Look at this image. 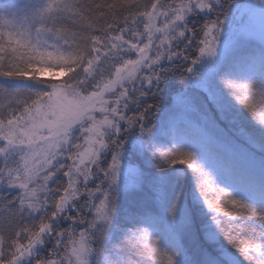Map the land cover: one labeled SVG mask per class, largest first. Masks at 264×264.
I'll list each match as a JSON object with an SVG mask.
<instances>
[{"label": "snow or ice", "instance_id": "1", "mask_svg": "<svg viewBox=\"0 0 264 264\" xmlns=\"http://www.w3.org/2000/svg\"><path fill=\"white\" fill-rule=\"evenodd\" d=\"M236 3L41 0L14 10L0 9V78H66L78 70L77 65H91L93 58L98 64L109 60L118 68L128 69V78L99 118L89 113L96 107L95 101L77 100L63 87L52 85L51 91L43 93L51 102L43 105L37 100L32 106L25 102L20 89L0 87V264H24V259L33 257L49 239L54 240L50 254L37 256L32 264H91L86 258L106 253L116 200L111 185L119 179L126 143L122 134L138 128L146 138L150 136L155 126L150 114L158 108L156 97L173 76L197 81L202 89L207 110L187 95L183 108L186 113L199 114L197 140L217 170L235 175L246 156L264 153V135L258 137L239 123L225 99V94L230 95L264 131V89L226 73L217 74L216 83L205 81L197 67L203 58L215 60L218 56L225 22ZM255 3L264 10V0ZM201 14L202 22L190 23L191 16ZM241 39L236 37L237 44ZM82 49L89 52L88 57L81 54ZM259 63L264 66V58ZM116 76L120 79L119 71ZM104 87L116 88V81L110 80ZM85 113L89 118L79 137L83 143H74L60 159L63 167L48 178L53 169L41 171L37 149L45 154L54 152L62 134L84 120ZM106 150L113 153L111 163L101 167ZM154 155L161 171L177 163L193 170L200 196L211 213L214 227L205 226L201 231L192 217L183 225L200 246L194 264H242L236 254L220 245L221 236L250 264H264V231L247 235L242 223L246 218L264 223V209L244 202L217 183L195 152L155 149ZM100 173V183L90 185ZM105 180L109 181L107 188ZM178 201L179 197L168 208L173 218ZM61 218L70 225L58 227ZM251 231L255 233V229ZM90 237L98 247L90 245ZM161 244L160 236L147 227H138L118 247L135 250L134 264H178L177 253ZM106 264H121V260L106 258Z\"/></svg>", "mask_w": 264, "mask_h": 264}, {"label": "rangeland", "instance_id": "2", "mask_svg": "<svg viewBox=\"0 0 264 264\" xmlns=\"http://www.w3.org/2000/svg\"><path fill=\"white\" fill-rule=\"evenodd\" d=\"M40 2L41 0H22L21 4H12L8 8L14 10L17 7H23L28 4H38ZM247 4L249 6V0H240V3L237 4L238 13L236 15V18L239 22H241L243 19V23L247 20L249 21V15L247 16V13H249ZM0 9L3 8L0 7ZM243 23H239L237 26H234L227 35L221 38L218 56L215 58V60L208 57L203 58L202 65L206 70V75L204 76V78H207L206 81H215V77L218 74L220 66L227 55L232 52V50L241 46V41L237 44L236 37L241 33L244 27L247 26ZM244 67L245 66L242 64L234 63L231 67L235 72L232 74V76H234L232 78L245 83L254 82L256 87L264 89V71L252 72L249 71V68L245 69L246 67ZM0 87H7L10 90L20 89L21 91H30L37 89L38 87H40V85L38 81L34 80H10L0 78ZM193 93L194 92H192L190 95L183 94L180 96V98H183L186 95L191 96L193 95ZM225 99L232 107V114H234V112L238 113L240 111H244L247 115L241 118L249 117V122L251 119L253 120V122H255L251 114H249L230 95L225 94ZM159 108L160 107L158 106V109H154V112L156 113V110L160 111ZM157 119V116L151 119L152 123L155 126L150 136L146 138L145 135H142L139 138H133L131 140L132 148L128 155L129 160L127 159V154L125 152H123L121 156L119 179L115 185H111V191L115 194L116 200L115 211L113 213V224L111 229L109 230V237L108 241L106 242V253L99 256L94 253V264H106V258L115 259L117 256L120 258L121 264H123V261L127 260V258L125 257V253L123 252V250L118 246L131 231L123 229L124 226H122V224L125 223L124 212L130 205L133 204H137L140 207L151 205L152 201L155 199H157L158 201H162L163 203V201L165 200L164 198L166 190L171 189V187L172 189H175L174 186L176 185L182 186L181 184H183V188L185 187V189L188 190L189 200L192 202V205L194 204V211L198 218L197 224L200 226V228L203 230L205 226L214 227V225H211V213L204 203L202 197L200 196L199 190L197 189V179L193 170L187 165L177 163L174 165H170V167L168 168H165V171H161L157 168L158 161L156 155H154L155 149H161V147L164 151H190L187 149V147L200 145L196 136L198 127L197 122L200 117L195 115L194 112L186 113L184 109H171L161 117V120ZM245 120L246 119H241L238 120V122L246 126L244 123ZM246 127L250 130H252L253 128L256 129V132L254 133L258 137L264 135V131L261 130L258 124L253 127L250 123H248V126ZM126 137L128 136H124V139H126ZM162 145H168L169 149H163ZM145 150L147 151L146 154ZM135 151L142 154L140 159H143V162H145L146 164V168L143 171L137 169V165L133 166L134 161L130 157V154H133L134 156ZM112 155L107 159L108 161H110V163ZM242 161H246V164L249 168L264 167V153L257 152L254 157L246 156ZM178 169H182V172H180V170ZM213 175L215 176L217 183L221 184L224 187H227L237 198L243 200L246 203L252 204L254 207L264 209L263 191L257 189L250 191L249 185L247 183L237 182L236 180H233L229 175L220 176L219 174L214 172ZM247 175L249 176V172ZM102 176L103 174L100 173L98 176L94 177L92 180H90V185L99 184ZM57 179L59 180L61 179V177L58 175ZM186 184H189V186H186ZM104 187H109V181H104ZM192 187L193 189H190ZM0 191H3V189H0ZM172 195V203L176 202L177 197H179V201L177 203L176 218H173L169 213L164 214L162 211H155L156 209L153 208L154 210L149 211L154 212L153 214H151L152 219H149L148 221V229L154 234L160 236L161 242H163V240L166 238H169L170 240L172 239L173 242L176 243L175 247H173L172 249L177 253V261L181 262L183 255L186 252V247L189 248L190 246H192L190 244L188 245L186 242L184 243L183 241L184 235H189V233L185 232L183 229V225L189 218V211L187 202L183 199L185 192L178 193V191L176 190ZM88 214L91 215V213ZM155 219L160 221L163 224V227L166 228V230L160 232L159 228L161 229V227H157L156 224H154ZM70 223L71 222L67 219L61 218L57 222V226L68 227ZM131 229L133 230L134 228ZM223 239L224 238L221 236L220 245H223ZM53 244V239L45 241L44 244L40 245L36 249V254L34 253L33 257H26L24 259V263L28 261L27 264H32L33 260L37 256H40L38 252L47 251L46 255L50 254V249ZM220 245H218L217 247L219 248ZM223 247L226 248V246L224 245ZM236 256L238 255L236 254Z\"/></svg>", "mask_w": 264, "mask_h": 264}, {"label": "trees", "instance_id": "3", "mask_svg": "<svg viewBox=\"0 0 264 264\" xmlns=\"http://www.w3.org/2000/svg\"><path fill=\"white\" fill-rule=\"evenodd\" d=\"M147 2L148 0H145V3ZM239 3L240 0H237V3L230 10L228 19L226 20L224 25V32L222 33L221 38L227 35L234 26H237L239 23H243L244 19L241 22H239L236 18V15L238 13L237 4ZM247 7L249 9V13H247V16L249 15V21L247 20L246 22L243 23L246 24L247 26H245L244 29L241 31V33L238 34L239 36L242 37V39L240 40L242 44L240 47L232 50V52H230L227 55V57L220 66L218 74L226 73L229 76L234 77L232 76V74L235 72L231 68L234 63L242 64L246 67V68L244 67L245 69L249 68V71L252 72L264 71V66H261L259 63L261 58H264V10H261L259 8V6L255 3V0H249V6L247 4ZM202 17L203 14H201L200 16L193 15L189 18L190 23L199 24L200 22H202ZM197 67L202 71L204 77L206 75L205 74L206 70L203 67L202 63ZM206 79L207 78L205 77L204 80L206 81ZM213 82H216V80ZM162 89H163L162 93L156 97V100L158 101V106L160 107L159 108L160 111L156 110L157 112L155 113L153 110V112L150 114L151 119L157 116L158 118L157 120H161V117L171 109L183 110L184 109L182 102L183 98H180V96L183 94L190 95L192 92L194 93L191 96L195 97L196 101L199 103L202 109L207 110L204 97L201 95L202 89L198 86L197 81L182 80L178 76H173L162 85ZM147 99L149 103L152 102V98H147ZM194 114L199 117V114L197 113ZM233 115H235L238 120L246 119L244 122L246 126H248V123H250L253 127L256 126L255 122H253L252 119L249 122V117L241 118L247 115L244 111H240L238 113L234 112ZM252 130L253 132H256V129L253 128ZM122 135L123 138L124 136H128L125 139L126 143L123 152L127 154V159L129 160L128 155L132 148L131 140L133 138L134 139L139 138L143 134L140 133L138 128H133L131 130H128L126 133ZM162 146L163 149H169L168 145H162ZM187 149L192 152H195L197 154V158L199 162L203 163L205 167L208 168L210 171L217 173L220 176H224V175L228 176L227 174L217 170L213 166L211 160L208 158L206 152L204 151V149L201 148L200 145L194 147H187ZM146 153L147 151L145 150V154ZM112 154L113 153L111 150H106L102 154V158H101L102 167H106L110 164V161H108L107 159L110 158ZM141 156L142 154L137 153L136 151L134 153V156L133 154H130V157L134 161L133 166L137 165L138 167L137 169L143 171L146 168V164L145 162H143V159H140ZM168 167H170V165H167L165 168ZM157 168L160 169V167ZM178 170L182 172V169H178ZM248 172H249V176L247 175ZM231 178L233 180H236L237 182L247 183L249 185L250 191L257 189L264 192V167L249 168L246 164V161H242L238 173L232 175ZM181 185L182 186L176 185L174 187L178 191V193L185 192V195L187 197L184 195L183 199L187 202L189 217L194 218L195 221L197 222L198 218L194 211V204L192 205V202L189 200L188 190L185 189V187L183 188V184ZM186 186H189V184H186ZM175 189H172L171 187V189L166 190L165 198H164L165 200L163 201V203L162 201H158L157 199H155L152 201L151 205H146L142 207H140L137 204L130 205L127 208V210L124 212L125 223L122 224V226H124L123 229L132 230L131 228L135 229L138 227L149 228L148 221L149 219H152L151 214H153L154 212V211L149 212L151 210L156 209L155 211H162L164 214L165 213L168 214L169 213L168 208L170 207L173 201L172 194L176 191ZM190 189H193V187ZM154 222H155L154 224H156L157 227L158 226L161 227V229L159 228L160 232L166 230V228L163 227V224L160 221L155 219ZM242 223H245L246 225L245 234L247 235H253V234L259 235L260 232L264 231V223H261L256 218H246L244 221H242ZM251 229H255V233H253ZM183 241L184 243L186 242L188 245L190 244L192 246L190 247L188 246L189 248L185 246L186 252L183 255L182 261L181 262L178 261V264H194V262L198 259L200 255V246L196 243L191 233H189V235L185 234ZM175 244L176 243L173 242L172 239L170 240L169 238H166L163 240L161 246L169 249L170 251H173L172 248L175 247ZM223 245L226 246V248L230 249L235 254H237L240 258V261H242V264H250V262L246 258H244L238 253L237 249L231 247V245L226 239H223ZM123 252L125 253V257L128 258V254L126 253V251L123 250ZM38 253L40 254V256H44L46 255L47 251H41ZM27 262H25L24 264H27Z\"/></svg>", "mask_w": 264, "mask_h": 264}, {"label": "clouds", "instance_id": "4", "mask_svg": "<svg viewBox=\"0 0 264 264\" xmlns=\"http://www.w3.org/2000/svg\"><path fill=\"white\" fill-rule=\"evenodd\" d=\"M22 0H0V7L7 9L10 5H19ZM81 54L84 57L89 56V52L86 50H81ZM94 57V54H92ZM78 70L70 74H66V78H57L55 80L49 81H38L40 87L35 90L22 91L24 93L25 102L32 106L37 100L40 104L47 105L51 101L43 93L52 90V85L57 88L63 87L68 90V95L74 97L77 100H88L89 102L95 101L96 107L90 108L89 113L96 114L99 118V113L107 107L108 101L116 95L117 89L121 86L122 82L128 78L127 68H118L112 64L109 60H105L103 63H97L96 58H93L92 64L81 68L77 65ZM120 72V79H117L116 72ZM110 80L116 81V88L108 87L105 88L104 85L108 84ZM89 113H85L84 120L77 121L76 124L67 132L62 134L61 140L59 141L58 147L54 152H48L45 154L44 151L37 149L39 153L38 159L42 161L41 171L45 169H53L48 172V178H52L56 172H59L63 165L60 163V159L63 155L72 149V145L79 141L80 135H82V128L84 123L89 118ZM50 118H54L50 115ZM90 126V125H89ZM106 134L108 130L105 129ZM81 144L83 141H79ZM99 147V145H95ZM88 170L91 171V167L88 166ZM99 171V169H97ZM5 239H7V234H5ZM90 245L99 246L97 241L91 240L89 238ZM128 254V264H134L137 259L135 255V250L133 248H128L125 250ZM43 258V257H41ZM94 264L93 255L86 258ZM115 259H120L118 256Z\"/></svg>", "mask_w": 264, "mask_h": 264}]
</instances>
